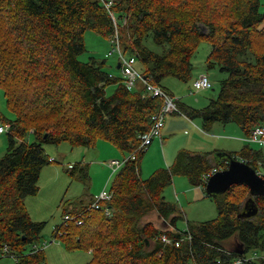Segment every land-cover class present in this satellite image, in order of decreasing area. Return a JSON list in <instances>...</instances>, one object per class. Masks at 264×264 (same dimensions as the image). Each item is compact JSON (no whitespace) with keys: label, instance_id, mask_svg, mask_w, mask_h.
Returning a JSON list of instances; mask_svg holds the SVG:
<instances>
[{"label":"trees","instance_id":"16d2710c","mask_svg":"<svg viewBox=\"0 0 264 264\" xmlns=\"http://www.w3.org/2000/svg\"><path fill=\"white\" fill-rule=\"evenodd\" d=\"M112 1L117 23L100 0H0V88L15 114L8 122L7 152L0 157V250L7 246L15 258L0 257V264L5 258H12V264H47L44 249L35 243L43 223L32 220L25 205L27 197L40 189L43 167L53 161L44 143L69 141L73 147L94 148L100 140L110 142L124 154L122 158L133 152L137 157L114 175L113 196L105 203L110 215L90 209L93 199L72 204L74 214L87 216L85 224L63 221L55 226V238L71 249L91 250L97 264H225L253 252L259 257L246 264H264V196H256L259 215L242 220L238 213L249 189L233 185L215 198L216 218L178 229L180 215L164 195L173 175L183 174L192 185L205 187L203 177L226 167L227 158L216 151L211 162L207 153L183 149L171 168L143 178L141 165L149 148H138L162 101L142 81L130 85L127 77L111 75L105 60L80 59L87 50V30L111 39L117 24L121 45L143 63V75L172 94L164 79L190 80L192 59L200 41L207 40V66H218L228 75L220 81L218 96L206 106H184L179 101L180 111L199 117L206 132L218 123H236L248 135L264 125L260 0ZM113 84L116 90L108 95ZM29 133L34 141L26 139ZM16 138L21 141L16 143ZM243 142L241 150L228 153L254 168L264 163V143ZM89 168L80 162L68 169L74 179L89 184ZM151 213H156L160 225L144 220ZM163 234L173 241L163 242ZM233 238L236 247L228 245Z\"/></svg>","mask_w":264,"mask_h":264},{"label":"rangeland","instance_id":"374dc122","mask_svg":"<svg viewBox=\"0 0 264 264\" xmlns=\"http://www.w3.org/2000/svg\"><path fill=\"white\" fill-rule=\"evenodd\" d=\"M260 4L261 11H264V0H260ZM85 43L87 50L80 55L82 61H89L91 57L95 56L100 61H106V69L111 75L117 78H121L122 75L124 76L121 68H118L119 56L115 50L116 43L112 39L100 35L93 30H87L85 32ZM149 43L153 49L159 50L152 40H149ZM110 51H114V54H109ZM209 54V42L207 40H201L192 59V78L187 82H184L175 77H167L163 81L164 85H166L167 82L174 85L172 92H174L175 96L180 98L182 102L196 108L206 106L210 102V98L218 96L220 91V81L228 75L227 72L222 71L218 66L212 68L207 66V58ZM126 56H130V53L126 52ZM135 67L140 71L144 69V65L139 58H137ZM204 73L210 77L213 86L208 89L195 87L193 84L194 80L199 76H202ZM116 87L115 84L108 86L107 94L112 95L115 92ZM169 116L172 115L168 114V116H166L165 124L168 121ZM184 116H186L191 122L193 121L196 126L198 125L203 128L202 120L199 117ZM14 119L15 114L8 107L5 92L0 88V126H4L9 120ZM218 125H220L218 127L234 125V127L238 128L239 133L238 135L221 134L215 131V128L213 127L210 134L204 133V135L214 139H224L222 142L223 147L221 148H225L224 150L226 151H239L246 145V143L239 140V138L241 139L243 137L244 132H242V129L238 124L228 123L224 125L218 123ZM166 126L167 124L163 127V136L166 132ZM185 129L187 130L184 131L183 135L167 133L165 134V139H170V145L173 147V145L180 143L183 137H192L194 135L192 127L188 126L185 127ZM222 130L229 133L224 129ZM10 134L9 130L0 132V157L7 152ZM26 139L34 141L35 136L34 134L29 133L26 135ZM20 141V138H16V143H19ZM98 143L99 145H102V143L107 144V148H109L108 145L112 148L114 147L106 140H100ZM157 143L158 139L154 142L153 147L157 146ZM44 147L49 159L53 161L46 164L41 171L39 181L40 189L38 193L28 196L25 202L32 220L43 223L38 237L35 238V243L44 249L47 264H97L93 261V253L91 250L86 248H69L63 240L61 241L59 238L57 239L54 237V229L56 225L63 222L67 207L75 204V202H81L84 198L87 199L88 194L93 195L91 199H93L94 196L98 197L100 195L98 190L101 186V182L104 180V171L102 170V167L108 169L109 167L104 162L113 158H109L108 155L99 156L102 154V151L101 154L98 155V145L94 148L84 146L73 147L69 141H65L61 144L46 142L44 143ZM252 147L262 148V146L258 144H252ZM103 151L105 152L106 150ZM192 151L198 150L195 149ZM118 153L123 155L121 151H118ZM116 159H122V157ZM80 162L90 165V174L92 176V181L89 182L92 184L90 191H87L88 184L78 179H74L73 175L69 172L68 168H71L73 165ZM160 164L161 162L159 161V158H154L152 162L147 160L143 171L142 162V177L148 178L153 172L163 168L164 166H161ZM111 172L112 170L108 172L106 182L109 177H111V179L105 185V189H110L115 178L114 174H111ZM175 177L177 179V184L175 183ZM172 181L173 183L167 185L165 188L164 195L166 199L176 207V213L180 215L177 223L178 229L186 230L187 223L197 225L218 216L216 197L205 194V189L203 190L202 188L192 186L189 179L183 174H174ZM96 182L97 187L95 189ZM144 220L158 223L155 213L147 215ZM237 242L238 241L233 238L228 245L230 247H236ZM3 262L5 264H12L14 260L12 258H5Z\"/></svg>","mask_w":264,"mask_h":264},{"label":"built area","instance_id":"2783aa9c","mask_svg":"<svg viewBox=\"0 0 264 264\" xmlns=\"http://www.w3.org/2000/svg\"><path fill=\"white\" fill-rule=\"evenodd\" d=\"M105 8L109 11L111 14L113 20L115 21L114 14L112 12V6H113V1L112 0H100ZM115 23H117L115 21ZM116 25V31L114 36L111 38L115 43H116V52L119 56V62L121 63V71L124 74L125 77L128 78L127 83L132 85L133 81L135 80H140L144 83L145 87L153 94V96H157L160 98L162 101V106L160 110L155 113L152 117L153 123L150 128V130L145 133L142 136V142L138 148V150L142 149H148L150 145L153 143L154 139L157 137H161L162 135V130L165 125V118L168 114L171 113H178L182 114L180 111V105H179V99L178 97L174 96L173 94H170L163 86L158 85L147 79L142 71L138 70L135 67V63L137 62V57L136 55H130L126 56V52L121 45L120 39H119V32H118V27ZM109 54H114V51H110ZM194 86L195 87H200L203 89H208L213 86V83L210 79V77L207 74H203L202 76H199L197 79L194 81ZM185 115V114H182ZM11 129V124L7 123L4 126H0V132H5L7 130ZM241 140L243 141H261L264 143V125L259 126L255 129H253L250 134L244 135ZM137 157V153L133 152L132 154H129L128 156H125L122 159H111L109 161H105L104 163L112 170V174H115L124 166V164L128 160H134ZM217 169H213L211 172L207 173L204 177V179L207 181V179L216 171ZM257 173L264 178V163L259 165L256 168ZM98 197L93 198V201L90 204V209L92 210H103L105 214L110 215L111 210L106 206L105 203L109 202L112 199L113 192L108 189L104 188L100 193ZM73 207L69 206L66 208V212L64 214V220L68 223H71L72 221L75 222L77 225H84L87 216L84 215L82 212L78 214H74ZM188 239H191L190 236L186 235ZM185 236V237H186ZM161 239L163 242L169 244L173 240L169 238L166 234H163L161 236ZM176 245H179V241L176 242ZM8 247L4 246V251L2 252L0 250V257H13L15 256L11 255L8 252ZM259 257V255L255 252L252 254H245L244 258L239 257L235 258L233 261L226 262L225 264H246L247 262H250L251 260L256 259Z\"/></svg>","mask_w":264,"mask_h":264},{"label":"crops","instance_id":"0c3cea01","mask_svg":"<svg viewBox=\"0 0 264 264\" xmlns=\"http://www.w3.org/2000/svg\"><path fill=\"white\" fill-rule=\"evenodd\" d=\"M204 74H206V73H204ZM165 87L170 92H172V89H174V85L172 83H169V82L166 83ZM172 94L175 96L174 92H172ZM178 99L180 102H182V100L180 98H178ZM182 103L184 106L188 105L184 102H182ZM170 115H172V116L168 117V121L166 122V124H167L166 132L164 133V136H163V132H162L161 137L156 138V139H158L157 146L153 147L154 142L156 141V139H154V141L150 145L148 151L145 153V156L142 160L143 171L145 168L146 161L150 160V162H152V160L154 158H156V159L159 158V161L161 162V164H160L161 166H164L166 168H171L173 166V164L175 163V160H176L178 153L183 149L188 150V151L193 152V153H197V154L207 153V155H209L208 158L211 160V162L213 161L212 153H214L216 151L217 152L218 151H226V150H224L225 148H221V147H223L222 142L224 141V139H222V138L214 139L212 137L205 136L204 133L210 134V131H208V132L204 131V129L201 128V126H198V125L196 126L193 121L191 122L184 115L182 116V115L175 114V113H171ZM188 126L192 127V129L194 130V135L192 137H190V136L183 137L182 141L180 143L173 145V147L170 145L171 144L170 139H168V140L165 139V134H167V133L168 134L183 135L184 131L187 130V129H185V127H188ZM218 126H220V125L215 124V126H214L215 131H217L218 133L232 134V135L233 134L238 135V133H239L238 128L234 127V125H229V126L226 125V127H218ZM222 129L228 131L229 133L224 132ZM231 131H235V132H231ZM239 140H241V139L239 138ZM97 145H98L97 148H98V152H99L98 155L101 154V151H102V154L99 156L108 155L109 158L116 159V158H120L124 155V154L120 155L118 153L119 150L115 147L112 148L110 145H108L109 148H107V146H106L107 144H105V143H102V145L101 144L99 145V143H98ZM189 149H191V150H189ZM195 149H197L198 151H192ZM103 150H106V151L104 152ZM227 152H230V151H227ZM102 170L104 171V180H103V182H101V186H100L98 192H101L103 190V188L105 187V185L107 184V182L110 181V179H111V177H109L107 182H106L108 172L111 171V169L110 168L105 169L102 167ZM141 171H142V168H141ZM89 174H90V172H89ZM111 174H112V172H111ZM141 175H142V172H141ZM90 179L92 181L91 174H90ZM175 183L177 184L176 177H175ZM88 185H90V186L88 187L87 191H90L92 184L89 183ZM192 186H194L196 188H202L203 190L205 189L204 186H195V185H192ZM96 187H97V182L95 183V189H96ZM205 194H207V193H205ZM92 196H93L92 194H88V198L87 199L84 198L82 200V202H87V201L91 200ZM78 203H80V202H75V204H78ZM75 204H73V205L75 206ZM155 216L157 218L156 213H155ZM158 224H159V222H158Z\"/></svg>","mask_w":264,"mask_h":264},{"label":"water","instance_id":"95a60500","mask_svg":"<svg viewBox=\"0 0 264 264\" xmlns=\"http://www.w3.org/2000/svg\"><path fill=\"white\" fill-rule=\"evenodd\" d=\"M118 68H121L119 62ZM217 156L226 157L228 164L226 167L215 171L206 181L205 191L212 197L220 196L229 188L236 184H244L249 189V197L241 207L238 218L253 219L260 213V206L256 201V196H264V178L260 176L256 168L247 162L234 158L227 151H218ZM218 159H216L217 162ZM240 254H244L243 249H237Z\"/></svg>","mask_w":264,"mask_h":264}]
</instances>
